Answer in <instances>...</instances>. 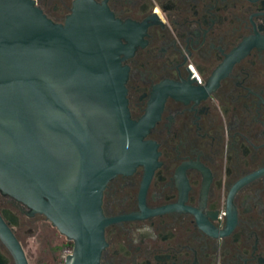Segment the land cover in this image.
Returning <instances> with one entry per match:
<instances>
[{"label":"flooded vegetation","instance_id":"obj_1","mask_svg":"<svg viewBox=\"0 0 264 264\" xmlns=\"http://www.w3.org/2000/svg\"><path fill=\"white\" fill-rule=\"evenodd\" d=\"M33 1L64 24L77 0ZM92 1L120 23L127 109L147 143L103 188L98 264H264V0ZM0 219L27 264L72 251L1 191ZM0 264H17L1 237Z\"/></svg>","mask_w":264,"mask_h":264},{"label":"water","instance_id":"obj_2","mask_svg":"<svg viewBox=\"0 0 264 264\" xmlns=\"http://www.w3.org/2000/svg\"><path fill=\"white\" fill-rule=\"evenodd\" d=\"M119 26L92 0H77L64 24L33 0H0V191L73 241L62 264H98L103 188L147 144L127 109ZM0 237L27 264L1 219Z\"/></svg>","mask_w":264,"mask_h":264},{"label":"rangeland","instance_id":"obj_3","mask_svg":"<svg viewBox=\"0 0 264 264\" xmlns=\"http://www.w3.org/2000/svg\"><path fill=\"white\" fill-rule=\"evenodd\" d=\"M66 252H67V251H64L63 254L66 255V254H67Z\"/></svg>","mask_w":264,"mask_h":264}]
</instances>
